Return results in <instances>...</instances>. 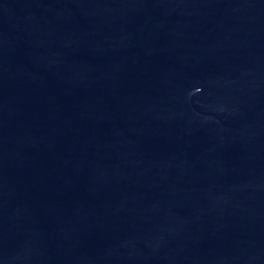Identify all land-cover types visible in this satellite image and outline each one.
Instances as JSON below:
<instances>
[{"label":"water","instance_id":"1","mask_svg":"<svg viewBox=\"0 0 264 264\" xmlns=\"http://www.w3.org/2000/svg\"><path fill=\"white\" fill-rule=\"evenodd\" d=\"M0 264H264V0H0Z\"/></svg>","mask_w":264,"mask_h":264}]
</instances>
